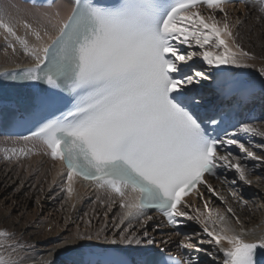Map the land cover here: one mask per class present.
Returning a JSON list of instances; mask_svg holds the SVG:
<instances>
[{"label": "snow or ice", "instance_id": "6c2138e0", "mask_svg": "<svg viewBox=\"0 0 264 264\" xmlns=\"http://www.w3.org/2000/svg\"><path fill=\"white\" fill-rule=\"evenodd\" d=\"M240 3L247 7L246 0ZM258 8L255 20L261 22L264 0H258ZM235 11L232 0H30L28 7L0 10V50L32 61L9 78L47 85L29 97L27 113L20 117L35 130L5 148L3 159L29 172L34 169L24 161L48 157L55 169L52 185L60 178L65 203L73 207L78 181L107 194V200L98 195L97 201L109 210L118 203L122 211L113 225L119 231L103 236L106 243L155 244L146 228L154 219L147 210L155 209L173 228L183 223L180 218L201 226L207 238L200 232L185 235L178 249L204 252L217 264H257L264 232L246 230L230 205L226 212L211 208L205 192L227 205L208 181L220 169L234 174L230 181L225 177L231 185L254 183L252 172L264 169V144L237 137L264 138V124L241 123L228 132L231 117L209 113L189 89L210 79L207 70L192 67L197 58L222 71L224 66L256 67V57L243 46L238 31L243 21L233 18ZM258 72L264 78V62ZM260 88L264 92V79ZM209 126L224 134L213 135ZM248 161L255 164L250 167ZM230 195L242 210H251L248 200L235 191ZM200 200L206 215L196 206ZM134 220L144 229L142 237L133 229ZM84 223V231L78 227L57 247L102 238L104 226L93 233L91 220ZM32 247L0 229V264H25ZM53 251L39 264H56ZM159 252L145 250L139 261L108 264H199L198 256Z\"/></svg>", "mask_w": 264, "mask_h": 264}, {"label": "bare ground", "instance_id": "6f19581e", "mask_svg": "<svg viewBox=\"0 0 264 264\" xmlns=\"http://www.w3.org/2000/svg\"><path fill=\"white\" fill-rule=\"evenodd\" d=\"M13 6L24 8L30 5L19 0H0V10H10ZM235 6L237 11L233 13V18L239 16L243 21L238 31L244 37L242 43L245 50L256 57L254 61L256 67L236 68L224 66V69L242 78L245 86L251 88L255 87L257 90L261 91L260 84L261 80L264 78L259 76L258 68L261 63L264 62V21L256 22L255 20V18L260 15L259 10L253 7L245 8L242 4H235ZM2 43V40H0V44ZM31 63L32 61L24 57L22 53L15 57H6L3 51L0 50V72L24 68ZM190 63L192 67L207 70L210 77L207 81L201 80L199 83L189 86L190 92L197 93L203 88V84H210L212 82L219 69H209L207 65L201 64L202 60L198 58ZM18 65L19 67H17ZM244 136H247L246 139H244ZM251 137L254 143L264 144V138L249 136L247 134H240L239 139L247 144ZM17 140L18 138L0 136V142L7 141V143H11L10 148L13 146V142ZM254 150L257 151L258 154L261 152V149ZM236 154H240L239 150ZM37 161H40V163H37ZM23 163H31L32 169L34 170L22 174V168L17 170L16 167L14 168L10 165L3 171L0 166V202L3 201V199L5 201L8 200L13 210L19 212L18 215H12L7 210H3L0 205V229H6L14 233L18 241L33 246L28 252L25 264H39L43 258L47 257L49 251L52 250H55L53 251L52 259L55 260L56 264H68L64 259V254L80 246L111 249L115 254L121 253L128 257H139L144 254L145 250L155 251L164 248L165 250H178L185 254V256L189 254L198 256L199 264H217L216 261H212L204 252L197 253L192 251L189 253L188 250L177 248V244L185 235L194 237L195 233L200 232L202 238H207L202 233L201 226L195 220H187L185 218H183V223L178 227L180 230H187L188 234L177 236L174 234L175 232H170L169 229L163 225L159 216L147 212V215L154 217V219L146 225L150 236L156 241L153 245H124L104 242L103 236L106 235L111 237L114 235V232L119 231V229L114 230L113 227L114 223H119V214L122 211L118 203L114 204L111 210H109L106 205H101L100 202L97 201L98 195H101L102 199L107 200V194L97 192L94 186L81 180L76 184L78 199L74 200L75 206L73 207L70 203H65L66 195L61 191L63 183L60 178H57L56 183L52 185V177L55 174V169L52 168V162L48 157L36 156L33 157L31 161ZM248 164L251 167L255 162L248 161ZM257 175L264 176V169H257L252 172L250 176L254 181L252 185H245L243 183L231 185L226 182L225 177L227 181H230L234 174L221 169L220 175L216 179L208 181L220 195L225 197L227 205L216 197H211L207 192H205V200H211V208L220 209L225 212L228 205L232 206L240 217L243 227L259 235L261 232H264V180L257 183L255 180ZM19 179H22V181L17 182ZM50 185L52 186L50 187ZM234 190L238 196L243 197V199L248 200L252 204L251 210L247 208L242 210L239 203L233 200L230 192ZM23 191H26V194L21 196ZM55 201H60L61 204L58 206ZM94 201L97 202L94 204ZM32 202L34 206L31 208L30 205ZM196 206L202 212H205L203 200L197 201ZM105 212H107V217H105ZM86 213L88 214L87 216L85 215ZM206 214L205 212V215ZM226 215H228L230 219L232 218L230 213H226ZM66 219L67 223H65ZM85 220H91V230L93 233L97 229H100L101 226L105 227V231L100 240H82L69 243L64 247H57V245L62 244L65 239L70 238L78 227L81 231H84L86 228L84 223ZM233 224H235L234 220ZM132 225L137 234L142 237L144 229L141 228L140 224L134 220L132 221ZM125 226H127V224L121 227ZM49 229H51V231H49ZM180 230L178 232H180ZM252 238V236L247 237V239ZM168 240L172 242L168 244L162 243ZM211 247V245H204V248L207 250H211ZM220 256L222 257V254H220Z\"/></svg>", "mask_w": 264, "mask_h": 264}, {"label": "rangeland", "instance_id": "374dc122", "mask_svg": "<svg viewBox=\"0 0 264 264\" xmlns=\"http://www.w3.org/2000/svg\"><path fill=\"white\" fill-rule=\"evenodd\" d=\"M0 45H2V44H0ZM10 144V145H9ZM9 145V146H8ZM10 146H11V143H7V141L6 142H0V166H1V169H3V171H5L6 169H7V167H9L10 165H12L14 168L16 167L17 168V170L19 169V168H21L19 165H15V164H9L8 162H6L4 159H3V156H4V149L5 148H10ZM24 162H26V161H24ZM9 164V165H7V164ZM22 174H26V172L24 171V170H22ZM34 175V174H33ZM22 176H24V175H22ZM36 176V175H35ZM30 179H33V178H30ZM22 181V179H19L17 182H21ZM16 185H17V183H16ZM26 191H23L22 192V194H21V196H24L26 193H25ZM57 204H58V206L61 204V202L60 201H55ZM0 205H1V207L3 208V210H7L10 214H12V215H18L19 214V212L18 211H15V210H13V207H11L10 206V202L8 201V200H4L3 199V201H1L0 202ZM31 208L34 206V203L32 202L31 203ZM35 208V207H34Z\"/></svg>", "mask_w": 264, "mask_h": 264}]
</instances>
